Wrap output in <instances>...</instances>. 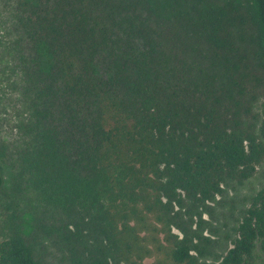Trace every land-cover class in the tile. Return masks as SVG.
<instances>
[{"label":"trees","instance_id":"1","mask_svg":"<svg viewBox=\"0 0 264 264\" xmlns=\"http://www.w3.org/2000/svg\"><path fill=\"white\" fill-rule=\"evenodd\" d=\"M21 5L42 66L25 75L11 196L61 217L51 231L69 264H204L174 205L190 217L264 160V96L258 131L246 129L240 97L243 43L264 67V0ZM0 264L43 262L14 235ZM218 264H264V186Z\"/></svg>","mask_w":264,"mask_h":264},{"label":"rangeland","instance_id":"2","mask_svg":"<svg viewBox=\"0 0 264 264\" xmlns=\"http://www.w3.org/2000/svg\"><path fill=\"white\" fill-rule=\"evenodd\" d=\"M21 3L32 4V0H0V161L4 178L3 191L0 195V242L14 235H19L32 248L35 256L43 264H69L57 245V238L52 230L53 224L59 225L56 214L46 212L38 203H24L11 196L12 166L10 156L21 145L24 134L22 123L27 117L26 106V71L33 64L42 66L40 55L29 51V44L24 40L23 30L17 20V13L26 9ZM245 48L247 63L242 68V94L246 102L243 109L246 129L258 131L260 105L264 96V67L255 56L249 42L241 45ZM235 89V88H234ZM264 186V160L257 167L254 175L241 184L229 182L223 186L222 193L198 213L188 217L176 204L174 211H180V223L187 232L201 237L193 242L198 250L193 254L200 263L218 264L236 237L245 210L252 198ZM35 207V208H34ZM157 229L161 227L154 224ZM158 231L156 237L163 242V233ZM174 235L182 236L176 226L171 225ZM141 237L145 233L139 234ZM145 258L143 264H149L154 257Z\"/></svg>","mask_w":264,"mask_h":264}]
</instances>
